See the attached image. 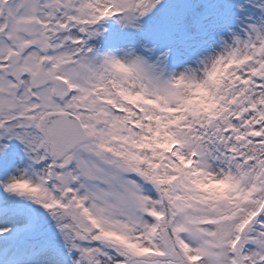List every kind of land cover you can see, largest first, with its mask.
Returning <instances> with one entry per match:
<instances>
[{
  "label": "snow or ice",
  "instance_id": "1",
  "mask_svg": "<svg viewBox=\"0 0 264 264\" xmlns=\"http://www.w3.org/2000/svg\"><path fill=\"white\" fill-rule=\"evenodd\" d=\"M0 264H264V0H0Z\"/></svg>",
  "mask_w": 264,
  "mask_h": 264
}]
</instances>
